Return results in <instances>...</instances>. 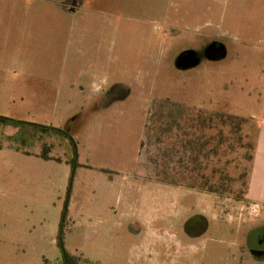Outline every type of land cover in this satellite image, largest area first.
<instances>
[{"label":"rangeland","instance_id":"374dc122","mask_svg":"<svg viewBox=\"0 0 264 264\" xmlns=\"http://www.w3.org/2000/svg\"><path fill=\"white\" fill-rule=\"evenodd\" d=\"M46 1L0 10L54 7ZM67 12L64 41L54 17L19 13L12 70L32 80L0 96V114L67 131L76 167L65 135L0 126V264L61 262L72 175L65 246L96 264H264V0H81ZM174 105L211 141L193 178L168 133L157 143L161 123L181 116ZM218 112L245 117L241 131L230 135ZM46 148L57 158L42 159ZM166 174L181 184H149Z\"/></svg>","mask_w":264,"mask_h":264},{"label":"crops","instance_id":"0c3cea01","mask_svg":"<svg viewBox=\"0 0 264 264\" xmlns=\"http://www.w3.org/2000/svg\"><path fill=\"white\" fill-rule=\"evenodd\" d=\"M49 0L46 2L48 3ZM81 0H50V4L54 7H47V8H36V9H27V10H19L16 7H10L8 9L0 10V96H10L12 97L13 92L16 90L18 86V81H25L26 85H28V81L32 80V74H30L28 71L22 72V74H19L17 72H13L12 68L13 66H16L18 62L21 61L20 57L16 56V45L18 39H23L24 33L21 32L20 34L13 28L17 23V17L21 14L20 12H23V16H31V17H41V19L37 20L38 22L49 24L48 17L52 16L54 17V22L56 26V39L58 41H64L66 38V31L67 26L65 22V18L67 14V8H69L72 4H76ZM28 12V14L26 13ZM5 18H2V17ZM44 17H46L44 19ZM27 21V20H26ZM25 21V23H26ZM32 23H34V20H32ZM46 24V25H47ZM80 25H77V21L74 20V24L68 28V31L71 33L74 30L76 31V28L79 29ZM47 80H50L49 77H46ZM71 86H77L72 84ZM82 87V86H81ZM11 100V98H10ZM174 108H176L174 111L176 113H180L181 116H175V118L172 121H169L170 124L165 125L168 121H166L163 125L161 123L159 131L157 130V143L161 145H165L163 143L164 139L163 137L167 135L170 140V152L172 153H179L183 152L184 155L180 157L178 160L181 164V167H184L185 169L188 168V165L190 166V171L192 174L193 172V162L192 157L195 153V149L197 153L200 150V159H204V153H208L209 151V145H207L205 148L202 146V143L204 142V137L202 135V139H197V142L199 141L201 143L200 146L197 145L195 147V138H194V115L192 114V111L189 110L188 105H177ZM191 111V114L188 116V112ZM173 117V116H172ZM16 118V117H15ZM189 118V119H188ZM17 119H21L17 116ZM161 117H159V120ZM162 120V119H161ZM165 121V119L163 118ZM108 123V122H107ZM147 131L145 132V135L143 136L142 143L144 141V138L146 136ZM166 136V137H167ZM157 144V145H158ZM78 147V145H77ZM13 153H22L24 155H31L32 153L27 150H22L17 148L16 150H13ZM41 154V153H40ZM39 153L37 155L40 156ZM52 158H55L54 156H51ZM44 160H50L45 159L41 157ZM57 158V157H56ZM55 158V159H56ZM208 159V156L206 157ZM62 160V159H61ZM171 161V159H169ZM167 161V160H164ZM255 181L256 179H252L251 186L250 187V193L253 191H256L255 189ZM157 183V184H155ZM155 183H149L152 186H158V185H164V186H172L173 184H169L166 182H162L160 180H156ZM177 186V185H176ZM181 186V185H179Z\"/></svg>","mask_w":264,"mask_h":264},{"label":"trees","instance_id":"16d2710c","mask_svg":"<svg viewBox=\"0 0 264 264\" xmlns=\"http://www.w3.org/2000/svg\"><path fill=\"white\" fill-rule=\"evenodd\" d=\"M176 105L172 106L171 109H175ZM170 109V110H171ZM169 110V111H170ZM167 113V110L166 109H163L161 112H160V115L161 117L164 116V114ZM170 117H171V113H170ZM208 118V117H207ZM214 117H210L209 120L207 119H203L201 118V122H203L202 124V127L203 128H214L212 124H210L209 122L212 123V121L214 120L213 119ZM217 118H219L220 122L223 124L224 127L228 126L229 129H230V135H236L238 134V132L241 131L242 129V125L243 123L245 122L246 118L243 117V116H240V115H236V114H232V113H226V112H218L217 113ZM25 123H30L28 121H25V120H21V119H17L15 117H10V116H6V115H1L0 114V126L2 124H13V125H19V124H25ZM209 123V124H208ZM32 125H35L37 126L38 128L44 130V132H48V131H54L56 133H60V134H63L65 135L67 138H69V140L71 141L72 145H73V151H74V159L72 160V162L74 163V161L77 159L78 157V147H77V143L76 141L74 140V138L67 132L65 131L64 129H61V128H58V127H55V126H49V125H43V124H40V123H30ZM220 136L223 137L222 135V131L220 129ZM197 139L201 140L202 137H198V138H195V147L200 146L201 143L198 141L197 142ZM211 144V141L209 139L205 140L202 145L200 147H206L207 145L210 146ZM214 150H216V148H214ZM211 150L209 149L208 153H205V157L210 156L211 154ZM41 156L45 159H49L51 158L50 155H49V149H45L44 153L41 154ZM192 162L194 164V168H193V173L195 171H197V168H198V165L200 164V150L199 152L197 153L196 149H195V153L192 157ZM230 160H228L226 162V165L228 166L230 164ZM201 166H202V163H201ZM76 167V163H74V168ZM166 167V166H165ZM74 173V172H73ZM167 176H172V175H168L166 174ZM199 175L198 173H194L193 175H191V177H195ZM73 175L71 177V181H70V186H69V197L71 195V191H72V184H73ZM236 177H234L233 175H231L229 173V171H225L224 174H223V182L226 183V181H234L236 180L235 179ZM162 182H166V183H169V184H173V185H178V184H181V183H178L174 177H170L169 178H162V179H158ZM202 180H203V186L201 188H204V187H207L209 184H210V179L209 177L205 176V175H202ZM210 186V185H209ZM208 191L210 192H214V193H218L219 191L217 189H215L213 186H210L209 188H206ZM69 197H68V200L66 201L65 203V207H64V210H63V215H62V221H61V226H60V233H59V244H60V247H61V254H62V259H61V262L59 264H96L95 262H93L92 260H90L89 258L87 257H84L82 254H77V253H73L71 251H69L66 246H65V242H64V236H65V229H66V225H67V219H68V215H69Z\"/></svg>","mask_w":264,"mask_h":264}]
</instances>
